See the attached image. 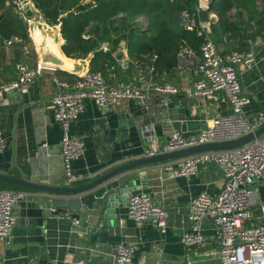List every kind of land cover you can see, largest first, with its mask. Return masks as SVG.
Returning a JSON list of instances; mask_svg holds the SVG:
<instances>
[{
	"label": "crops",
	"instance_id": "1",
	"mask_svg": "<svg viewBox=\"0 0 264 264\" xmlns=\"http://www.w3.org/2000/svg\"><path fill=\"white\" fill-rule=\"evenodd\" d=\"M259 1L263 8L264 0ZM6 5L16 11L14 0ZM26 10L24 23L31 42L21 46L18 37L19 41L15 42L13 38L3 39L0 36V85L18 77L15 67L17 62L36 69L40 61V47L53 48L64 55L61 46L65 41L61 37V28L58 26L56 30L57 26H49L35 6ZM210 17L212 21L217 20L213 13ZM259 28L257 25L241 33L243 42L247 41L250 46L248 52L242 53L252 54L255 61V66L250 70L239 67L243 91L251 99L244 108L249 116L264 113V31L259 33ZM37 32L47 35L41 36V40L40 36H35ZM121 53L124 59L119 62L126 69L129 66V54L125 48ZM226 55L220 53L222 57ZM68 60L72 61L73 68L69 71L59 68L43 71L36 77L28 93L0 94V100L6 101L5 105L0 106V129L7 143L6 149L0 154V173L33 183L67 186L61 153L63 130L55 119L52 104L53 97L60 91L54 79L63 81L59 78V70L79 76L88 69L84 60ZM178 63L172 78L165 76L166 72L161 77L164 82L180 90L178 96L164 98L153 91L146 108L134 100L123 101L108 110L98 107L92 100L86 102L85 112L70 129L71 136L79 137L85 143L84 156L75 160L72 166L75 174L84 177V181L77 185L87 184L92 175L112 165L144 156L146 151L153 148L141 139L139 130L144 125L153 124L156 136L162 141L166 130L159 124L167 119L182 121L183 131L197 133L203 128L206 119L232 113L231 105L223 93L207 100L190 97L200 78L194 73L190 61ZM132 74L133 78H146L140 70ZM124 114L128 118L121 121H133L135 126L128 124L127 128L120 127V116ZM105 121L112 129H117L114 141L107 143L102 140L104 133L100 128ZM137 172L135 179L139 188L135 187L131 193H147L169 214L165 234L151 223L137 225L129 218L127 212L131 193L117 203L115 214L112 215L115 219L110 222L107 220L110 224L106 226V220L102 219L98 226V201L92 212L82 209L81 217L86 222L79 224L64 213L57 212L54 198L49 194L20 189L17 191L23 196L15 207L18 223L9 240H0V262L116 264L117 246L127 243L136 248L133 264H219L220 232L210 219L204 220L202 225L204 244L186 248L181 239L191 228L188 217L190 199L205 193L217 197L225 180L221 168L205 164L196 174L186 177L180 176L175 168L166 169L165 164L148 166ZM251 190L253 224H259L261 207L264 205V180ZM87 214L94 216L91 218Z\"/></svg>",
	"mask_w": 264,
	"mask_h": 264
},
{
	"label": "built area",
	"instance_id": "2",
	"mask_svg": "<svg viewBox=\"0 0 264 264\" xmlns=\"http://www.w3.org/2000/svg\"><path fill=\"white\" fill-rule=\"evenodd\" d=\"M211 2L212 0H197L194 12L183 10L180 13V24L196 32L202 38V45L199 56L192 49L183 47L178 58L180 63L190 61L194 73L200 78L190 97L207 100L223 93L231 105L232 113L206 119L204 131L202 128L195 136L184 138L180 133L174 132L168 136L165 146L156 136L153 124L140 127L141 139L150 144V148L153 147L146 151L147 156L204 143L235 140L264 125V113L249 116L244 111L251 99L243 91L239 67L252 69L255 66L253 55L231 52L225 57L220 56L217 46L211 40L213 19L209 16L206 20L202 16L203 12L210 11ZM14 3L23 21L26 18V9L34 8L32 0H14ZM12 41L19 40L13 37ZM108 49L104 45V50ZM15 67L18 77L10 83L0 85V94H26L39 74L45 70L58 69L45 66L40 61L35 66L36 69H30L21 62H17ZM54 81L60 87V91L52 99V104L55 108V119L63 130L61 153L67 185L84 181L82 175L74 173L72 166L75 160L84 156L85 143L81 138L71 136L70 129L85 112L87 101L92 100L105 110L127 100H134L146 108L153 91L164 98L180 95V90L168 82L154 83L153 75L112 85L107 83L101 73L86 71L74 82H63L57 78ZM5 104V100H0V106ZM6 147L5 137L0 129V154ZM213 163L223 171L224 185L217 197L205 193L190 199L188 217L191 228L182 236V244L186 248L204 244L202 225L204 220L210 219L220 232L219 264H264V205L260 211V223L253 224V193L251 189L244 188L264 176V140L260 138L230 151L204 152L167 163L165 166L166 169L175 168L180 176L186 177L196 174L205 164ZM22 196L19 191L0 190V240L7 241L11 238L12 230L18 223L15 207ZM127 214L137 225L151 223L162 234L166 232L169 214L156 204L152 196L143 191L130 194ZM135 251L133 244H119L116 248V264H133Z\"/></svg>",
	"mask_w": 264,
	"mask_h": 264
},
{
	"label": "trees",
	"instance_id": "3",
	"mask_svg": "<svg viewBox=\"0 0 264 264\" xmlns=\"http://www.w3.org/2000/svg\"><path fill=\"white\" fill-rule=\"evenodd\" d=\"M87 4H84V2ZM0 0V36L18 37L21 46L31 42L25 23L16 11ZM49 26H59L65 41L62 52L68 59L84 60L87 71L101 73L107 83L116 85L133 80L135 71L146 78L153 75L155 82L164 84L162 76L172 78L179 66V52L183 47L192 49L197 56L202 38L180 24L183 10L194 12L197 0H32ZM264 4V2H262ZM210 11L202 13L204 19L215 14L211 40L224 55L248 52L242 32L259 25L264 31V7L259 0H212ZM146 18V26L137 22ZM246 17V19H244ZM240 34V35H239ZM252 39L254 35L251 34ZM249 39V38H247ZM104 45L108 46L107 51ZM129 54L125 69L118 56L123 49ZM70 61V60H69ZM59 78L68 83L78 76L59 70ZM24 190L0 181V190Z\"/></svg>",
	"mask_w": 264,
	"mask_h": 264
},
{
	"label": "water",
	"instance_id": "4",
	"mask_svg": "<svg viewBox=\"0 0 264 264\" xmlns=\"http://www.w3.org/2000/svg\"><path fill=\"white\" fill-rule=\"evenodd\" d=\"M46 35L47 34L44 32H41L39 38L42 40L41 36ZM35 36H37V34ZM57 52L58 51L53 48L46 46L40 47V62L45 66H53L64 71H69V67H67L64 62V55L60 52H58L60 54L58 55ZM121 59H124L123 55L118 56V60ZM127 118L128 117L125 114L120 116V127L127 128L128 124L130 126H135L133 121H121V119L126 120ZM183 124L184 123L182 121H172L168 119L165 122L159 124L161 128L166 130L164 131V138L162 139L164 146L167 143L168 136L174 132L180 133L184 138L196 135V132H190L186 130L183 131ZM100 128L104 133V137L102 139L104 142L107 143L114 141L117 129H112L110 125H107L106 121L100 126ZM204 129L205 126L203 127L202 131H204ZM262 135H264V125L255 132L242 135L241 138L235 140L210 142L167 153H158L148 156L144 155L139 158L129 160V162L112 165L102 172L92 175L90 178L91 181L83 185L73 184L67 186H51L37 182L33 183L17 176H9L2 173H0V181L14 186H21L32 191H39L49 194L54 198V207L56 208L57 212L64 213L79 224H84L86 222L81 217L83 214L82 209L86 208L87 211L92 212L95 210V203L98 201L100 206L97 211V224L100 226L102 219H104L106 220L104 224L106 226L110 224L109 222L112 221V219H115L112 215L115 214L117 203L124 200L125 195L135 191V187L139 188L137 185V180L135 179L136 175H138V170L148 166L166 165L167 163L184 160L190 156L203 154L204 152L230 151L238 149L250 142L259 140ZM213 165L219 167L215 163H213ZM221 173L223 174V171ZM262 180H264V176L262 179L255 181L250 185L244 186V188L252 189L258 182H261ZM87 216L92 218L94 215L90 216V214H87ZM107 220L110 221L108 222Z\"/></svg>",
	"mask_w": 264,
	"mask_h": 264
},
{
	"label": "rangeland",
	"instance_id": "5",
	"mask_svg": "<svg viewBox=\"0 0 264 264\" xmlns=\"http://www.w3.org/2000/svg\"><path fill=\"white\" fill-rule=\"evenodd\" d=\"M87 2H89V1L84 2V4H87ZM137 22L140 23V24L143 25V26H144V25L146 26L147 20H146V18L144 17V18L138 19ZM57 28H58V26L56 27V30H57ZM52 30H54V29H52ZM54 31H55V30H54ZM128 63H129V62H127V64H128ZM261 139L264 140V135H262Z\"/></svg>",
	"mask_w": 264,
	"mask_h": 264
},
{
	"label": "bare ground",
	"instance_id": "6",
	"mask_svg": "<svg viewBox=\"0 0 264 264\" xmlns=\"http://www.w3.org/2000/svg\"><path fill=\"white\" fill-rule=\"evenodd\" d=\"M37 35L40 36V32H37ZM55 50H56V49H55ZM57 51H58V50H57ZM58 52H59V51H58ZM58 52H57V53H58ZM58 55H60V54L58 53ZM63 58H64V62H65V64H66V66L69 67V69H70V68H73V66H72V65H73V64H72V61H71V60L69 61V60L66 59L64 56H63Z\"/></svg>",
	"mask_w": 264,
	"mask_h": 264
}]
</instances>
